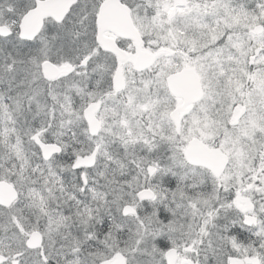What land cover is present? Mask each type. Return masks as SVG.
<instances>
[{
  "label": "snow or ice",
  "instance_id": "1",
  "mask_svg": "<svg viewBox=\"0 0 264 264\" xmlns=\"http://www.w3.org/2000/svg\"><path fill=\"white\" fill-rule=\"evenodd\" d=\"M0 264H264V0H0Z\"/></svg>",
  "mask_w": 264,
  "mask_h": 264
}]
</instances>
